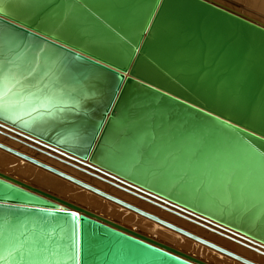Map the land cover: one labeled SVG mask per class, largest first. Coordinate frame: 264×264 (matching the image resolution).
<instances>
[{
	"label": "water",
	"instance_id": "obj_1",
	"mask_svg": "<svg viewBox=\"0 0 264 264\" xmlns=\"http://www.w3.org/2000/svg\"><path fill=\"white\" fill-rule=\"evenodd\" d=\"M0 135L264 256V23L225 3L0 0ZM0 264L208 263L0 172Z\"/></svg>",
	"mask_w": 264,
	"mask_h": 264
},
{
	"label": "bare ground",
	"instance_id": "obj_2",
	"mask_svg": "<svg viewBox=\"0 0 264 264\" xmlns=\"http://www.w3.org/2000/svg\"><path fill=\"white\" fill-rule=\"evenodd\" d=\"M255 19V18H254ZM11 148V147H10ZM24 148V147H23ZM13 149V148H12ZM16 150V149H15ZM20 150V149H19ZM34 151V150H33ZM20 152H22V153H25V154H27V155H29L30 156V154H28L27 152H25V151H20ZM36 152V151H35ZM38 153V152H37ZM6 155V154H5ZM7 155H9V154H7ZM43 155V154H42ZM40 159H41V157H40ZM43 159V158H42ZM52 159V158H51ZM4 163L3 164H0V168H3V167H7V165L8 166H10V164H12V166H13V168L12 169H14L16 172H18V174L20 175H31V176H34L35 177V179H36V181H37V183H40L41 185L43 184L44 186H46V187H48V188H50V189H52L53 191H57V193L61 196V197H66L65 199H68V200H72V201H75V202H81V203H85L86 204V206H88V208H92V209H96V208H98L100 211L99 212H101L103 215H105V216H107V217H110V219L112 218V219H114V220H116V221H118V224H120V225H129V226H135L137 229H139L140 231H142V232H144V233H146V235H147V237H148V235H153V236H155L156 237V241H162V242H165V243H167V244H171V245H175L177 248H179V249H182V250H184V251H187V252H189V251H191L192 253H194L195 254V256H191V255H189V256H191V257H193V258H196V259H198V260H200L198 257H200L201 259H204L205 261H206V263L208 262V264H210V263H213V264H236L235 262H233V261H230V260H228L227 259V257L225 258V257H223V256H221L220 254H219V252H217V251H215V250H213V249H211V248H209V247H207V248H204V247H202L201 248V246H198V245H196V243H198V242H196V243H193L194 242V240H188V239H190V238H188V237H186V238H183V237H180V236H178V234H176V232L174 233V232H171V231H169L168 230V228H164V226H161V225H159V224H157L156 222H154V221H152V220H150V221H148L147 219H142V218H140V217H137V216H135V215H133V214H131V213H129L128 211H127V209L126 208H124V209H121L120 207H122V206H120V205H118V204H116V203H114V202H111V201H109V200H107V199H105V200H107V201H102L101 199L99 200V198H98V196H95V195H92V194H89V193H86V191H84V190H82V189H84V188H82V187H79V186H77L76 184H74L73 182H70V181H68V180H66V179H64V178H53L52 177V175H45V174H42V173H39V171H35V169H33L34 167H32L31 168V166H27V165H30V164H26L25 165V163L24 162H22V161H20V160H18V159H16V157L14 158H12V157H4ZM39 161V160H38ZM42 161V160H41ZM59 162V161H58ZM56 163H57V161H56ZM62 163V162H61ZM45 164H47V163H45ZM63 164V163H62ZM47 165H49V164H47ZM54 165V164H53ZM58 165H60V164H58ZM49 166H51V165H49ZM65 166H66V164H65ZM68 167H71V166H69V165H67ZM36 167V166H35ZM68 167H67V169H68ZM81 167V166H80ZM37 168V167H36ZM53 168H55V167H53ZM60 168H62V167H60ZM65 168V167H64ZM73 167H71V169H72ZM10 169V168H9ZM11 169V170H12ZM55 169H57V168H55ZM65 170V169H63V170H59V171H61V172H64V173H68V175L69 176H71V177H74L75 179H77V180H80V181H82V182H84V183H86V184H89V185H91V186H96V188H102V187H104V189L106 188L107 190H108V187H105V186H103V185H101V183L99 182V184H98V181H95V180H93V179H91V178H89V177H85V175L84 174H86V173H84V172H82V173H84V174H74L75 172L74 171H76V172H78L79 171V173L81 172L80 170H78V169H76V168H73V169H75L73 172H70V171H68V170ZM70 169V168H69ZM70 169V170H71ZM40 170V169H39ZM58 170V169H57ZM43 171V170H42ZM1 173H3V174H5V175H8V174H6V173H4L5 171L3 170V172L2 171H0ZM9 172V171H8ZM46 172V171H45ZM10 174L12 173V172H9ZM44 173V172H43ZM86 175H88V174H86ZM8 176H10V177H13V176H11V175H8ZM54 176V175H53ZM90 176V175H89ZM59 177V176H58ZM80 177V178H79ZM90 177H92V176H90ZM13 178H15V177H13ZM82 178L85 180H82ZM94 178V177H93ZM16 179H18V178H16ZM95 179H97V178H95ZM86 180H87V182H86ZM97 180H99V179H97ZM22 181V180H21ZM99 181H101V180H99ZM23 182H25L24 180H23ZM62 182V183H61ZM97 182V183H96ZM103 182V181H102ZM26 183H27V181H26ZM69 183H71V185L69 184ZM104 183H106V182H104ZM28 184H30L29 182H28ZM108 185H110L109 183H107ZM31 185H33V184H31ZM75 185V186H74ZM77 186V187H76ZM107 186V185H106ZM110 186H112V185H110ZM112 187H114V186H112ZM114 188H116V187H114ZM118 189V188H117ZM86 190V189H85ZM100 190H102V189H100ZM106 190V191H107ZM120 190V189H119ZM89 191V190H88ZM111 191H112V193L113 194H110L109 193V195H112V196H114V197H116V198H118V199H121V200H123V201H125V202H127V203H130V204H132V205H134V206H136V207H138V208H140V209H142V210H146V212L148 211L149 213H153L154 215H156V216H158L159 218H161V219H163V220H165V221H167V222H169V223H172V224H177L178 222H177V219L175 218V216L176 215H174V214H169V212H167V211H165V212H167L168 213V215H167V213L165 214V212L163 213V212H160V211H162V209L160 210V209H158L159 207H154V205L152 206V204L150 205V203H148V202H146V201H143V200H139V199H137V200H139L138 202V204L137 205H135L136 204V202L134 201V197L132 196H130V194H129V196L132 198H128V197H126V196H124V195H122V194H120V193H118L115 189H111ZM122 191V190H121ZM89 192H91V191H89ZM103 192V191H102ZM91 193H93V192H91ZM106 193V192H105ZM123 193H124V191H123ZM95 194V193H94ZM108 194V193H107ZM117 194V195H116ZM125 194H126V192H125ZM97 195V194H96ZM127 195H128V193H127ZM100 197V196H99ZM103 198V197H102ZM67 201V200H66ZM68 202H70L71 203V201H68ZM104 202V203H103ZM148 203L147 205H150V206H152V207H154V208H156V209H154V208H148L145 204L146 203ZM74 204V203H73ZM85 204H83V205H85ZM76 205V204H75ZM86 208V207H85ZM92 209H91V211H92ZM158 209V210H157ZM88 210V209H87ZM160 210V211H159ZM164 211V210H163ZM98 212V213H99ZM97 212H96V214L97 215H99V216H101L100 214H98ZM135 214V213H134ZM101 217H103V216H101ZM177 217V216H176ZM105 218V217H104ZM111 219V220H112ZM182 219V218H181ZM184 220V219H183ZM115 221V222H116ZM186 221V220H185ZM187 222H189V221H187ZM117 223V222H116ZM191 223V222H190ZM174 224V225H175ZM180 224V223H179ZM182 224H186V223H184V222H182ZM193 224V223H192ZM194 225H196V224H194ZM196 226H198V225H196ZM128 227V226H127ZM200 227V226H199ZM200 228H202V227H200ZM189 229H191V228H189ZM204 229V228H203ZM138 230V231H139ZM206 230V229H205ZM139 231V232H140ZM206 231H208V230H206ZM208 232H210V231H208ZM198 233H203V232H198ZM210 233H213V232H210ZM213 234H215V233H213ZM144 235V234H143ZM215 235H217V234H215ZM183 236V235H182ZM217 236H219V235H217ZM185 237V236H184ZM219 237H221V238H224V237H222V236H219ZM150 238V237H149ZM188 238V239H187ZM151 239H152V237H151ZM224 239H226V238H224ZM153 240H155V239H153ZM226 240H228V239H226ZM229 241H231V240H229ZM232 242V241H231ZM219 243L220 244H222V245H224V246H226V248L228 247H230V245H227L226 244V241H219ZM228 243V242H227ZM234 243V242H233ZM200 244V243H199ZM237 244V243H236ZM200 245H202V244H200ZM239 245V244H238ZM204 246V245H203ZM234 246H236V245H234ZM240 246H242V245H240ZM232 247H233V245H232ZM237 247V246H236ZM242 247H244V246H242ZM225 248V247H224ZM244 248H246V247H244ZM239 249V248H238ZM242 249V248H241ZM246 249H248V248H246ZM227 250V249H226ZM243 251H244V249H242ZM248 250H250V249H248ZM229 251V250H228ZM250 251H252V250H250ZM231 252V251H230ZM247 252V251H246ZM252 252H254V251H252ZM185 253V252H184ZM234 253V252H233ZM254 253H256V252H254ZM187 254V253H186ZM256 254H258V253H256ZM188 255V254H187ZM253 255V254H252ZM259 256H262V255H260V254H258ZM226 256V255H225ZM254 257V256H253ZM256 257V256H255ZM262 257H264V256H262ZM233 259V258H232ZM235 260V259H234ZM258 260V262H260V263H263L264 264V261L262 260V259H257ZM200 261H202V260H200ZM237 261V260H236ZM204 262V261H203ZM240 262V261H239ZM256 262V261H255ZM242 263V262H241ZM244 264V263H243Z\"/></svg>",
	"mask_w": 264,
	"mask_h": 264
},
{
	"label": "rangeland",
	"instance_id": "obj_3",
	"mask_svg": "<svg viewBox=\"0 0 264 264\" xmlns=\"http://www.w3.org/2000/svg\"><path fill=\"white\" fill-rule=\"evenodd\" d=\"M216 1H219V2H221V3H225L226 5H228V6H230L231 8H233V9H235V10H238V11H240V12H242V13H244V14H246V15H248V16H250V17H253V18H255L256 20H258V21H261V22H263L264 23V0H216ZM0 143H2V144H4V145H6V146H8V147H11V148H13V149H16V150H18V151H25V152H27L28 154H30V156L31 157H34L35 159H37V160H39V161H41V162H43V163H47V164H49V165H51L52 167H55V168H57L58 170H63V169H67V165L65 166V164H62L61 162H58L57 160H55V159H51L50 157H48V156H45V155H42L41 153H37V152H35V151H33V150H31V149H29V148H27V147H25L24 145H22V144H20V143H18V142H16V141H14V140H11V139H9V138H7V137H5V136H2V135H0ZM24 147V148H23ZM20 149V150H19ZM6 154V155H5ZM7 154H9V155H7ZM16 157V156H14V155H12V154H10V153H8V152H5V151H3V150H1L0 149V164H3L4 163V157ZM40 157H41V159H40ZM43 158V159H42ZM16 159H18V160H20V161H22L21 159H19V158H17L16 157ZM56 161H57V163H56ZM22 162H26V161H22ZM26 164H30V163H28V162H26L25 163V165ZM54 164V165H53ZM58 164H60V165H58ZM9 165V164H8ZM7 165V167H3V168H0V171H2L3 172V170L5 171L4 173H6V174H8V175H11V176H13V177H15V178H18L19 180H24L25 182L27 181V183L29 182L30 184H33L34 186H36V187H38V188H40V189H43V190H45V191H48L49 193H52V194H54V195H56V196H58V197H61L58 193H57V191L55 192V191H53L52 189H50V188H48V187H46V186H44L43 184L41 185L40 183H37V181H36V179H35V177L34 176H31V175H19L18 174V172H16L14 169H12L13 168V166H12V164H10V166H8ZM28 167L29 166H31V168L32 167H34L33 169H35V171H39V173H42V174H45V175H52V177L53 178H60V177H58V176H56V175H54V174H52V173H50V172H45V170H43V169H41V168H39V167H35V165H33V164H30V165H27ZM78 166V165H77ZM60 167H62V168H60ZM65 167V168H64ZM80 167V166H79ZM10 168V169H9ZM71 169V167H68V171H70V172H73L75 169ZM12 169V170H11ZM40 169V170H39ZM43 170V171H42ZM12 172L11 174L9 173V172ZM64 171V170H63ZM77 171V170H76ZM76 171H74L73 173L74 174H84V173H82V172H80L79 173V171L78 172H76ZM44 172V173H43ZM91 172V171H90ZM68 174V173H67ZM76 174V175H77ZM54 175V176H53ZM85 175V177L87 176V177H89V178H91V179H93V180H95V181H98V184H99V182L101 183V185H103V186H105V187H108V190L105 188L104 189V187H102V188H99V190L100 189H102L101 191H103V192H106V193H110V194H113L112 193V191H111V189H115L118 193H120V194H122V195H124V196H126V197H128V198H131L132 197V195H130L129 196V194L127 195V193L125 194V192L123 193V191H121V190H119V189H117V188H114V187H112V186H110V185H108L107 183H104V182H102V181H99V180H97V179H95V178H93V177H90L89 175H86V174H84ZM80 178V177H79ZM61 179V178H60ZM82 180H84L83 178H82ZM85 181V180H84ZM86 182H87V180H86ZM62 183V182H61ZM97 183V182H96ZM70 185H71V183H69ZM92 185V184H91ZM107 185V186H106ZM75 186V185H74ZM77 187V186H76ZM93 187H95L96 188V186H93ZM98 189V188H97ZM82 190H84V191H86V193H89V194H92V195H95V196H98V198H99V200L101 199L102 201H107V200H105L104 198H102L101 196L99 197V195H96V194H94V193H91V192H89L88 190H85V189H82ZM107 190V191H106ZM110 191V192H109ZM117 195V194H116ZM134 197V196H133ZM61 198H63L64 200H67V201H71V203H74V204H76V205H78V206H81V207H83V208H85V209H88V210H90L91 211V209L92 208H88V206H86V204L85 203H81V202H75V201H72V200H68V199H65L66 197H61ZM132 199V198H131ZM138 198H136V197H134V201L136 202V204L135 205H137L140 201L139 200H137ZM139 201V202H138ZM108 202V201H107ZM142 202V201H141ZM104 203V202H103ZM146 203V202H145ZM83 204H85V205H83ZM148 203H146L145 205L148 207V208H154V207H156V206H154V207H152V206H150V205H147ZM121 209H124L123 207H120ZM154 209H156V208H154ZM158 209H160V208H158ZM157 209V210H158ZM161 210V209H160ZM159 210V211H160ZM100 210L98 209V208H96V209H92V212H94V213H98ZM129 213H131L129 210H127ZM144 211H146V210H144ZM148 212V211H147ZM160 212H165V211H160ZM167 212H165V214H166ZM98 214H100L101 216H103V217H105V218H107V219H109V220H111L110 219V217H107V216H105V215H103L101 212H99ZM131 214H133V215H135V216H137V217H140V218H142V219H147V218H144V217H142V216H139V215H137V214H134L133 212L131 213ZM153 214V213H152ZM170 214V213H169ZM167 215H168V213H167ZM175 218L177 219V224H175L176 226H178V227H180V228H182V229H184V230H187L188 232H191L192 234H195V235H197V236H199V237H201V238H203V239H206V240H208V241H210V242H212V243H215V244H217L218 246H221V247H225V249H227V250H229V251H231V252H234L235 254H237V255H239V256H241V257H243V258H246V259H248V260H250V261H253V262H255V263H257V264H263V263H260V262H258V258L259 259H262L263 261H264V257H262V256H259L258 254H256V253H254V252H252V251H250V250H248V249H246V248H244V247H242V246H240V245H238V244H236V243H233V242H231V241H229V240H226V239H224V238H221V237H219V236H217V235H215V234H213V233H210V232H208V231H206L205 229H203V228H200L199 226H196V225H194V224H192V223H190V222H187V221H185V220H183V219H181V218H179V217H176L175 216ZM148 221H150L149 219H147ZM112 221H116V220H114V219H112ZM117 223H118V221H116ZM182 222H184V223H186V224H182ZM180 223V224H179ZM123 226H125V227H127V228H129V229H131V230H134V231H136V232H138V233H141V234H144L145 236H147L146 235V233H144V232H142V231H140L139 229H137L135 226H129V225H123ZM165 228V227H164ZM189 228H191V229H189ZM140 232H139V231ZM169 231H171L170 229H168ZM171 232H174V231H171ZM198 232H203V233H198ZM175 233V232H174ZM176 234H178V233H176ZM178 236H180V237H183V238H186V237H184V236H182V235H180V234H178ZM148 237H152V239H155V240H157L156 239V237L155 236H153V235H148ZM188 239V238H187ZM188 240H191V239H188ZM159 241V240H158ZM192 241V240H191ZM219 241H226V244L227 245H230V247L228 248H226V246H224V245H222V244H220L219 243ZM160 242H162V241H160ZM228 242V243H227ZM163 243H165V242H163ZM193 243H196L195 241L193 242ZM165 244H167V243H165ZM167 245H169V246H171V247H174V248H176V249H178V250H180V251H182V252H185V253H187L188 255H191V256H195V254L194 253H192L191 251H189V252H187V251H184V250H182V249H179V248H177L175 245H171V244H167ZM196 245H198V246H201V248L202 247H204V248H207L206 246H203V245H200L199 243H196ZM232 245H233V247H232ZM234 245H236V246H234ZM239 248V249H238ZM244 249V251L242 250V249ZM247 251V252H246ZM220 254V253H219ZM253 254V255H252ZM221 256H223V257H227V259L228 260H230V261H233V262H235L236 264H243V263H241V262H239V261H236V260H234V259H232V258H230V257H228V256H225V255H223V254H220ZM254 256V257H253ZM256 256V257H255ZM200 260H202V261H204V262H206L204 259H201L200 257H198ZM208 263V262H207ZM210 264H213V263H210Z\"/></svg>",
	"mask_w": 264,
	"mask_h": 264
}]
</instances>
